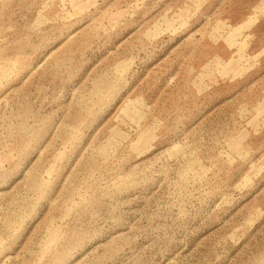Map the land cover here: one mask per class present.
<instances>
[{
	"label": "rangeland",
	"instance_id": "obj_1",
	"mask_svg": "<svg viewBox=\"0 0 264 264\" xmlns=\"http://www.w3.org/2000/svg\"><path fill=\"white\" fill-rule=\"evenodd\" d=\"M0 264H264V0H0Z\"/></svg>",
	"mask_w": 264,
	"mask_h": 264
}]
</instances>
